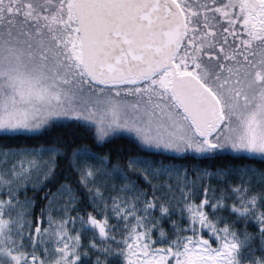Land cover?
Here are the masks:
<instances>
[{
  "label": "snow or ice",
  "instance_id": "6c2138e0",
  "mask_svg": "<svg viewBox=\"0 0 264 264\" xmlns=\"http://www.w3.org/2000/svg\"><path fill=\"white\" fill-rule=\"evenodd\" d=\"M0 264H264V0H0Z\"/></svg>",
  "mask_w": 264,
  "mask_h": 264
},
{
  "label": "trees",
  "instance_id": "16d2710c",
  "mask_svg": "<svg viewBox=\"0 0 264 264\" xmlns=\"http://www.w3.org/2000/svg\"><path fill=\"white\" fill-rule=\"evenodd\" d=\"M125 144V140L124 139H117L114 141V145H124ZM255 163L259 164L260 162L257 160L255 161ZM213 183H216V181H213ZM42 191V189H41ZM28 195L29 196H33L35 199H37V207H36V211H39V206H40V201H39V196H40V192H35L33 193V190L31 188L28 189ZM227 214V213H225ZM249 230H253V226L250 224L249 225Z\"/></svg>",
  "mask_w": 264,
  "mask_h": 264
}]
</instances>
